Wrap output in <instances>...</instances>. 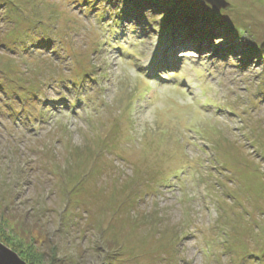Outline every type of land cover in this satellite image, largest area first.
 I'll use <instances>...</instances> for the list:
<instances>
[{"label":"rangeland","instance_id":"obj_1","mask_svg":"<svg viewBox=\"0 0 264 264\" xmlns=\"http://www.w3.org/2000/svg\"><path fill=\"white\" fill-rule=\"evenodd\" d=\"M225 1L0 0L2 244L264 264V0Z\"/></svg>","mask_w":264,"mask_h":264},{"label":"water","instance_id":"obj_2","mask_svg":"<svg viewBox=\"0 0 264 264\" xmlns=\"http://www.w3.org/2000/svg\"><path fill=\"white\" fill-rule=\"evenodd\" d=\"M215 8H224L228 2L225 0H204ZM260 47H264V40L261 42ZM0 264H26L16 252L5 246L0 242Z\"/></svg>","mask_w":264,"mask_h":264},{"label":"trees","instance_id":"obj_3","mask_svg":"<svg viewBox=\"0 0 264 264\" xmlns=\"http://www.w3.org/2000/svg\"><path fill=\"white\" fill-rule=\"evenodd\" d=\"M2 235H3V234H2ZM41 242H42V241H40V243H41ZM12 243H13V241H11V245H14V246H16V244H15V243H13V244H12ZM35 243H36V241H35ZM36 244H37V243H36ZM20 245H21V244H20ZM29 245H31V244H29V243H28V245H27V246L29 247ZM21 246H23V245H21ZM21 246H16V247H17V248H18L20 251H23V252H25V251H24V248H23V247H21ZM41 246H42V245H40V247H41ZM51 251H52V250H51ZM25 253H26V252H25ZM52 253H54V252H52Z\"/></svg>","mask_w":264,"mask_h":264},{"label":"bare ground","instance_id":"obj_4","mask_svg":"<svg viewBox=\"0 0 264 264\" xmlns=\"http://www.w3.org/2000/svg\"><path fill=\"white\" fill-rule=\"evenodd\" d=\"M152 76V75H151Z\"/></svg>","mask_w":264,"mask_h":264}]
</instances>
